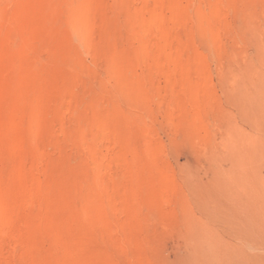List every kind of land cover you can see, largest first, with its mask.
Listing matches in <instances>:
<instances>
[{
    "label": "rangeland",
    "instance_id": "obj_1",
    "mask_svg": "<svg viewBox=\"0 0 264 264\" xmlns=\"http://www.w3.org/2000/svg\"><path fill=\"white\" fill-rule=\"evenodd\" d=\"M0 264H264V0H0Z\"/></svg>",
    "mask_w": 264,
    "mask_h": 264
}]
</instances>
